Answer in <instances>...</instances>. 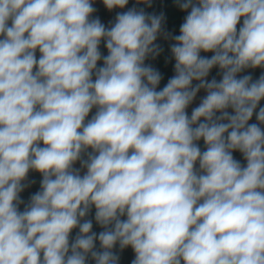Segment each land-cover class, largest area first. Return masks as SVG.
Segmentation results:
<instances>
[{"label": "clouds", "instance_id": "9594fccd", "mask_svg": "<svg viewBox=\"0 0 264 264\" xmlns=\"http://www.w3.org/2000/svg\"><path fill=\"white\" fill-rule=\"evenodd\" d=\"M93 3L0 0V264H119L117 244L132 264H264V107L248 123L264 74L237 78L264 68V0H177L188 14L159 91L145 60L163 14L134 7L105 27ZM30 171L40 190L20 211Z\"/></svg>", "mask_w": 264, "mask_h": 264}, {"label": "crops", "instance_id": "0c3cea01", "mask_svg": "<svg viewBox=\"0 0 264 264\" xmlns=\"http://www.w3.org/2000/svg\"><path fill=\"white\" fill-rule=\"evenodd\" d=\"M93 7L95 8V12L93 13V18H99L100 22L105 25V27H110L115 22V17L117 13L125 12L131 8H136L137 10L143 9L145 13L147 14H155V15H161L163 14L164 20L162 23V32L158 36L155 43L159 45L161 51L158 56H156L155 59L149 57L145 60L146 65H151L154 69L160 72L162 79L160 81V84L158 85L157 90H161L164 86H166L168 80L172 78L175 75L174 71V65L175 60L171 53V46L175 43V41L172 39L174 36H178L180 34V26L183 24L185 17L187 16L188 12L181 10L179 7L177 0H151V6L149 7L147 4L143 2H137V0H129L128 4L123 9H113L109 11L103 4L102 0H94ZM243 20L241 19L240 24H242ZM238 28L240 25L237 26ZM165 34H167V38L165 37ZM102 57L108 55V51L105 47L104 41H101L100 48H99ZM39 51L37 50L36 56L39 58ZM201 56L204 57H211L213 53L211 52H201ZM98 67L103 66V60L98 62ZM262 74H264V68H248L243 70L241 73L238 74L237 78H241L245 75H250L253 79V81L257 80ZM207 78H215L217 81H219L222 78V73L219 67H214L210 70V73ZM95 79V77H93ZM260 107H264V99H262L257 109L254 111L252 118L249 120V124L253 123H259L256 119L257 113L259 111ZM227 111L230 114H234L233 110L231 108L227 109ZM96 109L93 108L92 111L89 113V116L86 118L85 123L87 120L91 119V117L95 114ZM188 116L191 117V113L189 111H186ZM218 115V114H217ZM203 122V121H201ZM226 122V121H225ZM262 128H264V125H260ZM201 151L203 152L206 150V145L204 144L203 139L196 142ZM41 146H43L41 144ZM92 149L89 148L88 152H91ZM234 159L240 162L242 166H246V160L244 159L242 153H240L238 150L233 151L232 153ZM84 159H87V156L85 155L83 157ZM74 165H81L79 161H77ZM27 178L32 180L31 188L25 189L20 193V199L23 201L19 205V210L23 211L25 206L30 201V197L38 192L40 190V184L42 180V175L39 172L36 171H30L28 173ZM95 208L93 207L90 211L89 215L85 218L92 221L93 228L92 231L99 234V232L103 231L102 229L95 221ZM83 222V221H81ZM79 229H74L72 233L70 234V243L75 239ZM96 250H101L99 241H96ZM113 252L119 256V264H132V261L135 259V253L131 247H127L123 250L119 248V245L117 244ZM87 264H95L94 261L89 258L87 261Z\"/></svg>", "mask_w": 264, "mask_h": 264}, {"label": "built area", "instance_id": "2783aa9c", "mask_svg": "<svg viewBox=\"0 0 264 264\" xmlns=\"http://www.w3.org/2000/svg\"><path fill=\"white\" fill-rule=\"evenodd\" d=\"M207 80H212L211 78H206ZM197 83H199L198 81H193V86H195ZM207 95L206 91L204 89H201L195 99L193 100V102L188 106V108L186 109V111L192 112V110L194 108H196L197 106H199L202 98H204ZM218 115H220V113H217ZM74 168L76 169H80V173L81 175H83L86 172V169L81 168V165H74ZM196 168H199V163L197 162L196 164ZM32 180H30L29 178H27L25 181H23L22 183H24L26 185L25 189H29L31 188L32 185Z\"/></svg>", "mask_w": 264, "mask_h": 264}]
</instances>
